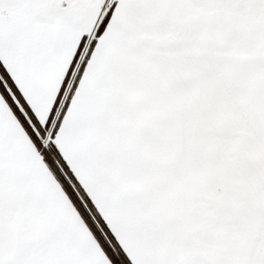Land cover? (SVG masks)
Instances as JSON below:
<instances>
[{"label":"snow or ice","instance_id":"1","mask_svg":"<svg viewBox=\"0 0 264 264\" xmlns=\"http://www.w3.org/2000/svg\"><path fill=\"white\" fill-rule=\"evenodd\" d=\"M0 264H264V0H0Z\"/></svg>","mask_w":264,"mask_h":264}]
</instances>
